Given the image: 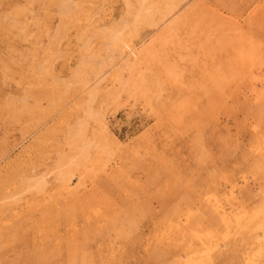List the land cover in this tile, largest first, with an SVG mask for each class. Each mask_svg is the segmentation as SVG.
<instances>
[{"label":"rangeland","instance_id":"374dc122","mask_svg":"<svg viewBox=\"0 0 264 264\" xmlns=\"http://www.w3.org/2000/svg\"><path fill=\"white\" fill-rule=\"evenodd\" d=\"M0 259L264 264V0H0Z\"/></svg>","mask_w":264,"mask_h":264},{"label":"bare ground","instance_id":"6f19581e","mask_svg":"<svg viewBox=\"0 0 264 264\" xmlns=\"http://www.w3.org/2000/svg\"><path fill=\"white\" fill-rule=\"evenodd\" d=\"M242 1V0H241ZM242 4V3H241ZM244 9V8H243ZM241 12H242V10H241ZM1 260V259H0Z\"/></svg>","mask_w":264,"mask_h":264}]
</instances>
